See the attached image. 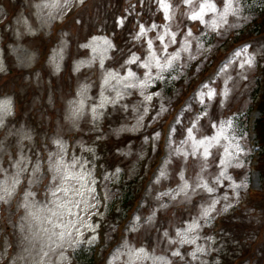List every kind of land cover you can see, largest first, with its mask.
I'll use <instances>...</instances> for the list:
<instances>
[{"label": "snow or ice", "instance_id": "1", "mask_svg": "<svg viewBox=\"0 0 264 264\" xmlns=\"http://www.w3.org/2000/svg\"><path fill=\"white\" fill-rule=\"evenodd\" d=\"M144 2H129L119 17L113 18V31L119 28L128 34L123 46L108 37L100 38L89 33L77 45V56L87 59H77L69 64L66 61L70 60V54L65 55L68 41L60 38L68 35L64 17L72 8L86 6V0H42L39 4H32L30 0V8L39 10L36 19H32L31 11L28 16L9 12L7 2L0 0L3 3L0 9V73L9 70L10 55H15L21 69L39 62L41 67L35 73H27V87L33 96L39 94L40 72L61 80L65 72L75 77V87L69 86L59 96L56 95V81L48 80L44 91L47 105L53 111L47 108L40 111L38 121L35 110L24 119L12 96L0 101V264H20L28 257H32L30 264H71L70 254L62 244L57 245L61 249V259L57 262L49 260L50 253L55 252L51 245H47L49 250L45 251L43 246L37 247L35 237L20 235L17 238L15 230L9 232L8 228L16 227V214L21 209L28 211L41 199L45 206L52 204L56 208H64L66 204L61 194L67 195L72 191L83 196L80 189L91 185L99 187L98 178L115 183L122 175H137L134 164L142 166L146 157L160 148L161 132L154 124H160L170 111L165 103L160 102L162 93L157 90L159 86L173 78L172 73L177 67L183 68L185 63L196 60L197 53L211 52L209 36L223 39L225 32L248 19L243 15V0H148L155 7L153 15L145 21L142 14L137 15L138 5L142 6ZM49 8L59 11L45 14V9ZM10 17L15 19L14 27H10ZM4 20L8 23L4 24ZM58 20L64 27L56 26ZM77 22V18L72 17V23ZM6 28L9 31H5ZM32 48L37 49L42 59L30 51ZM53 52L55 55L51 54ZM246 52L248 48L244 46L233 51L236 59L232 63L241 70L243 80H247V73L264 61V49L244 56ZM33 75L36 76L34 87L31 85ZM206 95L212 99L217 93L209 90ZM207 115L204 111L203 116L198 115L181 129V134L186 135V139L181 141L182 147L174 145L173 134L177 129L171 124L168 135L164 137L169 149L166 167L161 169L158 165L157 171L160 177L178 176V180L176 188L162 192L157 199L167 197L175 203L152 205L150 209L145 208L147 215L133 214L139 224L138 228L134 226V230L140 231L145 226L156 229L160 232L158 244L166 246L165 254L154 257L153 264H220L214 255L218 241L209 235L208 229L217 216L236 213L241 197L237 189L246 185L236 183L228 169L243 167L240 157L244 149L233 141L234 147L223 148L221 154L220 141L228 137L224 136L222 127L218 128L211 122L207 126L208 131H204L200 121ZM173 122L182 124L183 118ZM226 123L231 126L230 121ZM147 129L152 130L149 132ZM213 129H217L215 135L211 134ZM134 136L142 139L141 150L133 152L132 145H129L128 151H121V143H127ZM108 144L113 145L115 158L123 167L101 158L99 149ZM144 145H149L148 153L144 151ZM214 146L217 149L215 153L212 151ZM100 163L105 164L104 172L99 171ZM72 182L80 187L69 188ZM154 182L159 183V179ZM225 182L235 195L217 199L215 193L217 189L223 190ZM91 196L92 199L97 198L95 188H91ZM197 196L204 203L198 202ZM179 204L193 205L188 209L191 222L186 225L185 218L179 213V223L172 218V209ZM158 219L168 223L163 231L157 227ZM81 223L90 238L77 227V233L84 237L75 241L77 245L85 241L94 245L97 240L103 243L99 225L95 222ZM23 232L21 227L20 233ZM64 238V234H59V240ZM17 248L28 253V257L18 254ZM92 250L95 251V247ZM129 250L137 259L146 258L142 257L143 247L138 251L135 248Z\"/></svg>", "mask_w": 264, "mask_h": 264}, {"label": "rangeland", "instance_id": "2", "mask_svg": "<svg viewBox=\"0 0 264 264\" xmlns=\"http://www.w3.org/2000/svg\"><path fill=\"white\" fill-rule=\"evenodd\" d=\"M103 1L104 0H93L91 3H89L81 17V21L83 22L79 23L78 19V22L76 24H68L67 28L65 29L68 35H61V39L68 41V49L65 52V55L68 56L70 54L71 57L69 61H66V63L70 64L77 59H87V57L77 56V45L82 43V37L89 36V33H92L94 34L93 36H97L100 38L108 37L114 40V33L120 32L121 35H125V40L123 42H120L121 46H123L127 42L128 34L126 32H123L119 28H115V30L113 31L114 25L112 27H110V25L109 27L105 28L106 24H110L115 16L119 17V13L118 8L114 3L106 4L101 10L96 12L95 8ZM5 2H7L8 4L9 12L16 13L17 15L23 14L24 16H28L29 11H31V13L33 14L32 19H36V13L39 10L35 7L30 8V0H5ZM41 2L42 0H31L32 4H39ZM140 7H143L145 10L143 14L145 21L149 16L153 15V9L155 7L154 3L150 4L148 0H145L144 4ZM242 7L243 15L248 17L247 21H244L242 25L241 23H237L233 30L225 32L223 39H220L219 37L209 36L207 39L210 41L209 47L212 49V51L197 53L196 60L185 63L183 68L177 67L176 71L172 73L173 78H169L167 84H161L159 86L157 90L161 91L162 93L160 102L165 103L170 111L172 110L173 105L176 104L182 97V94L184 95L183 91L182 93H180L181 91H179L180 84L185 83L183 85L184 87H186V84L190 80H193L194 83L200 80V73L204 72L210 65H212L219 53L225 52L230 48V45L233 42L230 35L234 34L235 37H238L237 32L243 30L245 26L252 20L251 16L256 13L257 9L264 7V2H261L260 0H243ZM2 8L3 3H0V9ZM77 8L78 7L72 8L71 12ZM58 11V9L49 8L45 9V14H47L48 12L56 14ZM10 18L12 19V25L10 27H14L15 19L14 17ZM102 20H104V24L98 27L97 24H100ZM3 23L7 24L8 21L4 20ZM60 24L61 23L58 20L56 22V26ZM37 27H39L38 21ZM94 28L95 30L93 31ZM90 30H92L93 32H90ZM5 31H9V29L6 28ZM248 32L249 31L247 30L245 34H248ZM27 39L32 38L28 37ZM89 39H91V37H89ZM262 40L263 41L260 42V45L258 47L251 50L248 49V52L244 53V56H247L249 52H258L261 49H264V39ZM25 46L27 47V45ZM30 51L39 57L40 53L36 48L30 49ZM82 51L83 50H81V52ZM51 54L55 55V52ZM89 55H91V53ZM235 59L236 57L232 54L229 61L226 64L222 65V67L220 68L218 74L219 78L217 80L212 78L208 83L204 84V86L197 93L196 100L191 103L190 106L189 104L186 106L188 108V115L184 119V124H182L181 129H183L184 126L189 125L190 121H194L198 115L203 116L204 111H206L208 115L200 121V123L204 125V131H208L207 126L209 122H211L213 124H217L218 128L222 127L224 136L228 137V139L226 140L221 139L220 153H223V148L225 147H234V143H232L233 141L239 143L244 149V152L240 157V164H242L243 167L239 169L229 168L228 174L232 176L233 180H235L236 183H244L246 185V187L243 189H237V191L241 192L238 207L249 206L250 208L252 207L254 209L246 211V214L241 212L243 218L248 216V221H246L245 218V221L241 218L240 221L234 222V220L232 219L234 215L231 213L217 216L215 219H221L222 222V218L226 217V219L224 218L223 220L224 231L233 230L236 236L243 235L244 238V240L242 241V243L244 244L239 242L237 244V242H234L232 246L227 247V249L230 250V253L227 254L228 257H225L224 259L229 260V262H227L228 264H231L230 261L233 260L236 256L240 257L241 255L244 256L246 254H250L256 258L255 264H264V232L262 233L261 231H259V235H256V232H258L259 228H264V194L249 197L247 192V187L250 189V187L253 186L255 189L260 190L261 184L264 186V161L261 162L262 179L260 178L258 168V172H255L256 174L254 183H252L251 181H249V177H247L249 171L248 161L250 158V152L248 151L244 134L246 114L250 110V105L253 103V93L256 83H258V79L256 76L255 68L253 71L247 73L248 79L243 80L240 75L241 70L237 65L232 63V61H234ZM10 61L11 63L9 70L6 73H0V101L6 99L7 96H12L15 101L17 111L23 114L24 119H27L29 113L33 112L34 110L36 113L37 121L40 119V111L44 110L45 108H47L48 111H53V109H51L47 105L46 93L44 91V88L47 85L49 79H54L56 81L57 96L66 91L69 86L73 88L75 87V77H70L68 72L63 73V80L57 77H52L45 72H41L40 76L42 77V81L41 87L39 89V94L33 96L31 89L27 87L29 83L27 73L33 71L36 63H34L30 68L21 69L19 63L16 61L15 55H10ZM5 63L8 64L9 61H5ZM260 65V67H263L261 62ZM22 72L23 75L21 74ZM95 78L96 77H94L93 79ZM31 85L33 87L36 85L35 75L31 77ZM209 90L217 93V95L212 99H209L206 95ZM49 91H51V89H49ZM225 92L228 93L227 96L224 95ZM182 112H180L176 120L183 118ZM251 117L252 122L257 120L260 122L261 114L258 111H255L252 112L249 118L251 119ZM44 119L45 123H47V117H45ZM228 121L231 122L230 127L226 123ZM162 123L163 121L160 122V124ZM160 124H154V127L157 131H159L158 129ZM171 125L173 128L177 129V127H180L181 124L172 123ZM151 130L152 129H147V131L149 132ZM216 131L217 129L211 130V134L215 135ZM176 135L177 132L173 134L174 145L176 147H182L181 141L186 139V135H182L181 132L179 134L181 135L180 137H177ZM127 142L129 143H121V151H128L129 145H132L133 152H139L141 150L143 141L140 137L134 136ZM108 149L109 155L111 156L109 158V161L123 167V164H121L120 161L115 158V152L114 154H111V151L113 149L112 144H108L102 149H99V152L104 153L105 151H108ZM167 150L169 152L168 147ZM144 151L146 153L149 152V145H144ZM212 151L214 153L217 151L215 146L212 148ZM156 153L157 150L148 155L142 166L134 164L138 173L137 175H122L116 180L115 183L106 182L105 180L98 178L99 186L104 189L105 195L107 197L104 203L101 202L98 198L92 199L91 188H95L96 196V189L98 188L96 187V185L81 188L80 190L83 193V196L69 191L67 195L61 194L63 201L66 204L64 208H56V206L52 204H47V206H45V202L41 199L39 203H37L34 207L28 209V211H24L23 209H21L20 212H18L14 217L17 221L15 229L10 227L7 230L9 232L15 230L17 233V238L20 235L35 237V240L38 242L37 247L39 248L43 246L45 251L49 250L47 245H51L52 248L55 249V252L50 253L49 260H54L57 262L60 261L61 258L59 256V252L61 251V249L57 247V245L62 244L66 252L70 254L71 263H89L91 251L93 247L99 245V242L97 240L94 245H89V243L85 241L84 243L77 245L75 241L78 239L83 240L84 237L80 236L77 233L76 228L79 227L80 230L84 232V235L89 236L90 238L89 232L83 227L81 221L90 224L95 222L97 225H99L100 232L101 228H104V226H106L107 230L105 232V239L108 243H110L114 234L113 229H115L116 226L115 219L112 217V209L114 208L116 209V212H118L122 208V203L119 200L121 190H123L124 196L130 195L131 193L134 194L138 190L140 176L145 173L146 167L153 163V158L155 157ZM162 164L160 168L164 169L166 167L165 159ZM259 164L260 162H258V166ZM156 175L157 176L155 180L158 178L159 183H155L154 180L150 185L147 200L145 201V203H142V205H144V210L145 208L150 209L152 205H159L160 203L170 205L175 203L170 201L167 197H161L159 200L157 199V197H160V194L162 192L171 191L172 189L176 188V181L178 180V176L160 177L159 171ZM106 183L107 187H105ZM73 186L77 188L80 187V185L76 182H72L68 185L69 188H72ZM225 195H228L230 198L235 195V193L229 187L228 182H225V187L223 188V190L217 189V192L215 193V197L217 199H220ZM195 199L200 203H204V200H202L200 196L195 197ZM76 205L79 206L77 207ZM93 205H95L96 207H92ZM192 207L193 205L191 204H179L178 206L173 207V220H176L177 223L180 222L179 217L177 216V213H179L185 218V225L187 223H190L191 221L188 219V209ZM144 210L142 211V213H144V215H147ZM236 211H238V208L236 209ZM53 213L56 214L54 215ZM238 214L240 213H237V215ZM193 215H195V213H193ZM134 226H136L137 228L139 227V224L135 219H133V222L127 229V238H125L118 249H116L111 254V256L107 260V264H153L154 257L165 254L166 246L160 245L157 242V237L160 232L147 226H145V228L141 229L140 231H136L134 230ZM21 227H23L24 229L23 233H20ZM157 227L160 229V231H163L164 228L168 227V223H166L164 219H158ZM210 229H208L209 235H211V232L216 233L214 230V226L213 231L210 232ZM0 231H2V229H0ZM68 233H71V236H69ZM59 234H64L65 238L63 241L58 239ZM130 234L131 236L128 238V235ZM49 237H52V239L50 240ZM229 241H234V238L232 237ZM69 244L72 245L71 248L69 247ZM149 245H151V247H149ZM139 247H143L145 249L142 257L146 258L137 259L136 255L129 250L130 248H135L138 251ZM72 248H75L76 250L72 251ZM221 248L222 247H217L218 250L215 254L217 257L216 259L220 261V264H223L222 260L218 258L221 251H223V248ZM16 252L24 257H28V253L22 252L20 248H17ZM31 260L32 257H28L27 261L22 259L20 261V264H30Z\"/></svg>", "mask_w": 264, "mask_h": 264}, {"label": "trees", "instance_id": "3", "mask_svg": "<svg viewBox=\"0 0 264 264\" xmlns=\"http://www.w3.org/2000/svg\"><path fill=\"white\" fill-rule=\"evenodd\" d=\"M260 112L262 115V119L260 122H258L257 128H258V136H259L260 142L263 144V150H264V97H263V101L260 104Z\"/></svg>", "mask_w": 264, "mask_h": 264}]
</instances>
